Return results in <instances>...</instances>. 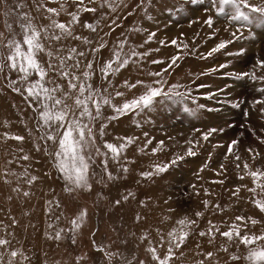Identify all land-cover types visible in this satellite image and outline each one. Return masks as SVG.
Returning <instances> with one entry per match:
<instances>
[{
    "label": "rangeland",
    "instance_id": "obj_1",
    "mask_svg": "<svg viewBox=\"0 0 264 264\" xmlns=\"http://www.w3.org/2000/svg\"><path fill=\"white\" fill-rule=\"evenodd\" d=\"M39 2L0 0V34L3 36L0 57L7 55L2 44L10 38L12 31L20 32L18 14H30L37 27L47 25L49 15L67 23L71 19L69 13L78 11L79 0L76 3L73 0H44L45 8L37 11ZM139 2L115 0L116 11L113 12L107 5L102 7L104 0L91 3L84 0V6L96 11L79 12L80 22L73 25V31L74 35L87 37L91 44L71 38L62 43L66 48L76 47L78 51L89 53L87 60H92L90 49L101 39L105 42V47L95 54L97 71L91 83L101 92L107 89L115 104L142 91L140 87L126 88L125 81L130 84L137 80L150 81L149 72L167 67L166 63L152 64V60L170 61L172 56L179 55V61L165 73L164 79L170 84L181 85L177 91L191 89V96L196 100L186 101L189 108L196 109L197 104L205 107L192 115L183 110V105L166 101L157 104L152 111L138 115L130 112L109 120L108 117L116 114L105 106L102 119L93 125L97 146L103 152L106 151L103 148L105 141L119 144L124 137H132L133 143L127 146L119 160H112L109 153L107 172L101 164L105 157H95L89 171L90 191H69L66 188L71 186L66 185L57 172L49 154L54 150L53 146L48 142L46 152L45 141L39 139L42 132L37 127V113L9 86V77L16 80L19 74L9 73L5 68L0 72V238L9 243L0 245V256L3 257L0 264H8L10 259L12 264H140L141 261L156 264L148 251L150 247L157 249L152 230L156 226L149 222L152 217L162 218L159 213L163 212L171 214V230L180 227V219L195 221L188 229L189 237L180 247L172 249L169 264H237L231 256L241 257L238 264H249L243 259L247 256L245 246L229 242L218 233L209 243L210 237H202L199 233L208 231L209 221L218 225L221 231L227 230L236 216L258 221L255 225L249 222L246 229L249 233L259 235L264 230V212L252 203L253 199L264 198V193L258 188L255 194L248 191L256 185L243 169L247 162L251 170H264V112L260 110L264 105L254 103L264 100L260 91L264 88V80L236 78L238 74L253 71L258 76L264 74V69L257 66L264 60V27H242L241 22L232 21L230 6H224L222 14L215 7L205 11L210 7V0H205L203 5L191 4L189 0H145L141 7H136ZM20 3L25 6L17 7ZM62 6L64 10H61ZM48 7L57 8L59 15L47 13ZM208 16H213L212 27L204 23ZM113 20H116L115 25ZM85 22L96 24V31L82 27ZM8 24L12 25L11 31ZM136 28L143 31H130ZM149 32L156 35L145 44ZM233 32L243 38H234ZM125 37L137 46V51L149 52V55L139 65L130 64L110 75L109 84L100 74L99 67L111 58L113 45ZM174 39L179 47L171 44ZM229 40L232 42L224 49L206 55L220 42ZM59 46L55 42L51 44L53 49ZM127 50L128 45H125ZM40 59L47 66L48 57L41 54ZM221 64L228 66L219 69ZM117 90L124 92V97H115ZM101 124L107 125L103 136L99 135ZM211 129L217 131L207 140L203 139ZM14 135H22L25 139L22 142L11 139ZM148 140L152 143L147 144ZM234 140L238 143L233 146V153L228 154V146ZM160 141L164 142L163 147L153 154L151 149ZM190 146L196 155H186ZM248 149L259 155L253 159ZM25 154L29 156L28 160L22 159ZM177 155H183L184 159L165 172L151 178L141 175L153 171L155 164L169 163ZM237 155L241 158L239 161ZM123 168L128 170L125 172ZM25 171L27 177L21 175ZM108 172L114 179H108ZM31 176L37 179L29 184L27 180ZM241 176L244 179H240ZM237 188L240 191L233 196ZM25 192L29 195L25 196ZM129 192L133 195L124 200ZM116 200H120V204L117 205ZM150 204L158 207L159 212L151 213L147 206ZM85 209L87 215L80 228L71 231V221ZM197 212L203 215L197 217ZM137 214L142 217L139 221L135 219ZM56 232H60L61 239L52 238ZM14 250L19 254L12 258L10 253ZM208 252L213 253L212 257L206 256Z\"/></svg>",
    "mask_w": 264,
    "mask_h": 264
},
{
    "label": "snow or ice",
    "instance_id": "obj_2",
    "mask_svg": "<svg viewBox=\"0 0 264 264\" xmlns=\"http://www.w3.org/2000/svg\"><path fill=\"white\" fill-rule=\"evenodd\" d=\"M93 2V0H89ZM150 2V0H149ZM36 3V0H33ZM76 3V0H73ZM115 0H104V5H107L112 11H116L114 7ZM145 3V0H140L136 7H141ZM191 4L203 5L205 0H189ZM25 5L20 3L17 7L23 8ZM224 6H230L231 16L230 19L234 22H241V26L255 25L257 27H264V0H210L209 11L211 7H215L218 13H224ZM127 7V5H125ZM44 0H40L37 5V11L44 9ZM78 11L70 12L71 19L65 23L53 19L51 15L48 16L49 23L37 27L32 21V17L27 13L18 14L20 21V32L15 33L12 31L10 38H7L6 42L2 44L7 49V55L0 57V72H3L5 68L9 70V73H18V79L12 80L9 77V86L12 91L21 94L29 103V107L37 113V127L41 130L42 134L39 137L40 140L45 141V151L48 152L47 144L51 143L53 151L49 154L55 161V168L58 173L62 175L66 185L71 187L66 190L83 189L90 191L92 185L89 183V171L92 165L95 163V157L104 156L105 159L101 161L103 170L107 172L108 157L112 160H119L121 154L127 148V146L133 143L132 137H124L123 142L119 144L105 141L103 148L106 151H101V148L96 144V137L93 132L94 122L102 119V110L105 106L109 107L116 115L108 117L109 120L117 119L119 116L126 115L127 113L140 114L144 111H152L157 104H163L164 102H170L171 104L183 105V110L192 115L196 114L198 109L204 108L202 104H197L196 109H191L187 106L186 101L191 99L195 102L196 97L191 96V89L186 91H177L181 87L179 84H170L164 79L165 73L173 68L180 59L179 55L172 56L170 61L164 60H152V64H167L166 68L157 72H149L148 76L152 79L150 81L137 80L135 83L124 82V86L128 89L140 87L142 91L139 95H134L130 99H124L121 104L113 103L114 97L104 89L103 92L99 88L93 87L91 80L96 73L97 68L94 67L96 61L95 54L105 47V42L101 41L96 47L90 49V54L93 56L92 60H87L89 53L78 51L76 47H65L62 43L69 38L73 40H81L84 43L91 44V41L87 37H81L74 35L73 25L79 24L80 17L79 12H95V8L84 6V0H79L77 4ZM47 13L59 15L57 8L48 7L45 9ZM63 9V6L61 8ZM131 15V13H128ZM151 17H149L150 19ZM204 23L212 27L214 20L213 16H208ZM112 24H116V20L112 21ZM9 30H12V25L8 24ZM82 27L89 29L92 32L96 31V24L85 22ZM111 27V26H110ZM130 31H143V29H132ZM155 32H149L145 44L151 42L155 37ZM232 36L236 39H242L243 37H237L233 32ZM3 40L2 34H0V41ZM55 42L59 44V47L53 49L51 44ZM232 41H222L216 47L212 48L206 55L211 56L213 53L224 49L227 44ZM164 44V41H160ZM171 44L177 45V41L174 39ZM125 45H128V50L125 51ZM139 47H143L140 45ZM179 47V45H177ZM187 47V45H184ZM155 51H159L156 49ZM242 51V50H241ZM41 54L48 57L47 66L41 62ZM149 52L137 51V46L130 44L127 37L118 41L113 45L111 49V58L104 61L103 65L99 67V72L102 77L111 84L108 79L110 75L119 73L122 69H125L130 64L139 65ZM229 55H232L231 53ZM204 58V57H202ZM86 61V62H85ZM228 65L221 64L219 69H224ZM260 69H264V60L258 62L257 65ZM216 70V69H214ZM35 75V79H32ZM228 75H232L228 73ZM243 77H251L254 80H264V74L256 75L255 71L251 73H242L237 75V79ZM59 81H63L61 83ZM16 85H19L17 87ZM167 85V87H165ZM203 87V85H201ZM264 94V88L260 89ZM125 93L121 91H115V97H124ZM211 98V97H209ZM254 103L264 105V100H257ZM238 106V105H237ZM211 110V109H210ZM264 112V107L260 109ZM107 125L101 124L99 129V135L105 134ZM217 131V129H211L208 133L203 135V139L207 140L211 133ZM7 135V134H5ZM145 136L147 134L145 133ZM16 141H24L25 137L22 135H14L11 137ZM152 141L148 140L147 144H151ZM190 144L192 142H189ZM238 141H232L228 146V154L233 153V146ZM145 145V147L147 146ZM164 142L160 141L157 147L152 148L151 152L155 154L160 148L163 147ZM39 150V145H37ZM143 150V149H141ZM23 151V149H20ZM252 158L255 159L259 153L253 152L252 149H248ZM187 156L196 155L193 147H188ZM24 160H28L29 156L24 155ZM183 155H177L169 163L155 164L153 171L142 172L141 175L146 178H151L155 174L165 172L169 167L176 165L179 161L183 160ZM241 158L237 155L236 160ZM223 168V165H221ZM237 168H240V164H237ZM243 169L246 170V175L251 177L256 187L248 189L249 192L255 194L257 188L261 193H264V170L256 169L251 170L248 163L244 162ZM123 171H127V168H123ZM21 175L27 177L28 172L25 171ZM244 179L243 176L239 177ZM37 177L31 176L27 183L31 184ZM108 179L112 180L114 177L108 172ZM222 183V181H220ZM18 190V189H15ZM240 191L237 188L232 194L236 196ZM25 196L29 193L25 192ZM132 193H128L123 197L127 200ZM120 200H116L115 203L120 204ZM51 203V202H49ZM143 203V201H141ZM207 201L205 204L207 205ZM252 203L261 212H264V198L253 199ZM219 208V205L216 206ZM87 215V210H82L76 219L71 221V231L78 230L81 223ZM197 217L203 215L201 212L195 213ZM135 219L139 221L142 217L137 214ZM240 222V223H237ZM249 222L252 225L258 223L252 217L236 216L235 220L228 226L227 230L221 231L218 225L209 221V228L207 232L201 231L200 236H209V243L215 238L218 233L220 236L227 238L229 242L238 243L245 246L247 250V256L243 259L247 260L249 264H264V230L261 234L249 233L246 231ZM179 228L173 229L165 235L161 234L159 243L161 246H167V255L163 257L157 254L155 247L148 248L151 253L152 260L156 264H169V260L172 258V249L174 247H180L184 241L189 237V230L195 221L188 220L187 218L180 219L178 221ZM63 231V230H61ZM159 232V230H157ZM54 239H61L60 232H56ZM75 242V240H73ZM9 242L6 239L0 238V245H7ZM102 250V249H98ZM227 251V248L224 249ZM19 253L12 251L10 257L15 258ZM213 253L208 252L207 257H212ZM3 257L0 256V261ZM27 259V257H24ZM234 262L241 260L239 256H231ZM8 264H12L10 259ZM140 264H144L143 261ZM203 264V262H201Z\"/></svg>",
    "mask_w": 264,
    "mask_h": 264
},
{
    "label": "bare ground",
    "instance_id": "obj_3",
    "mask_svg": "<svg viewBox=\"0 0 264 264\" xmlns=\"http://www.w3.org/2000/svg\"><path fill=\"white\" fill-rule=\"evenodd\" d=\"M130 183H132V182H130ZM150 205H147V206H148L149 210H151V213L154 212V211L157 212V213L159 212V210H157L158 207H154L153 204H150ZM159 214H161L162 218L157 219V218H153L152 217L153 219L151 218L149 223L153 227L156 226V227H154V229H152L154 231L153 239L156 242V247H157V250H158L157 252L160 253L162 256H164V255L167 254V252H166L167 251V246L165 245V246L162 247L161 244L158 241H159V238H160L161 234L165 235V237L167 238V233L169 231H171V228H172V223H171L172 218H171V214L168 213V212H163V213H159ZM154 217H157V216L155 215ZM157 230H159V232ZM189 244L193 245L192 242H189ZM190 245H188V247ZM189 249L191 250L192 248L189 247ZM186 253L190 254L189 252H186Z\"/></svg>",
    "mask_w": 264,
    "mask_h": 264
}]
</instances>
